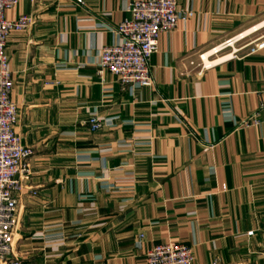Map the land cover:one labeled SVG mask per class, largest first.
<instances>
[{"label": "crops", "instance_id": "crops-1", "mask_svg": "<svg viewBox=\"0 0 264 264\" xmlns=\"http://www.w3.org/2000/svg\"><path fill=\"white\" fill-rule=\"evenodd\" d=\"M134 0H20L6 54L33 149L13 257L32 264H145L183 243L192 264H264V49L213 53L264 21V0H178L194 12L159 37L152 85L97 74ZM264 38V27L235 47ZM95 115L103 126L92 131ZM253 232L252 235L249 233Z\"/></svg>", "mask_w": 264, "mask_h": 264}, {"label": "built area", "instance_id": "built-area-1", "mask_svg": "<svg viewBox=\"0 0 264 264\" xmlns=\"http://www.w3.org/2000/svg\"><path fill=\"white\" fill-rule=\"evenodd\" d=\"M19 2L0 0V264H32L13 257L19 223L17 195L23 188V182L32 174L30 161L34 154L15 131L19 109L10 98L14 80L6 54L7 40L12 32L27 30L34 22L31 15H22L16 20L6 18L5 12ZM78 2L82 3V0ZM127 12L130 16L117 28L119 41L101 50L97 74L102 77L109 72L122 88L133 91L152 85L149 60L158 51L160 35L174 30L180 21H187L194 12L180 9L178 0H134L128 4ZM235 43L232 39L227 40L219 46L218 52L230 49L231 58H234L241 52L252 55L264 49V38L239 48ZM260 114L264 115V101L259 111L244 125L259 124ZM87 124L92 131L103 126L95 115L88 119ZM192 261V247L167 242L153 246L146 254L145 264H192Z\"/></svg>", "mask_w": 264, "mask_h": 264}, {"label": "bare ground", "instance_id": "bare-ground-1", "mask_svg": "<svg viewBox=\"0 0 264 264\" xmlns=\"http://www.w3.org/2000/svg\"><path fill=\"white\" fill-rule=\"evenodd\" d=\"M263 27H264V21H263L262 23L258 24L257 26H255L254 28H252L251 30L245 32L244 34L239 35V36H237L236 38H233V39H232V42L234 43V42H236V41H238V40H240V39H242V38H245V37H247V35H249L250 33L255 32L256 30H259L260 28H263ZM219 50H220V47H218L216 50H213V52H212L211 54L216 53V52H218Z\"/></svg>", "mask_w": 264, "mask_h": 264}, {"label": "rangeland", "instance_id": "rangeland-1", "mask_svg": "<svg viewBox=\"0 0 264 264\" xmlns=\"http://www.w3.org/2000/svg\"><path fill=\"white\" fill-rule=\"evenodd\" d=\"M227 50H229V49H227ZM224 51H226V50H224Z\"/></svg>", "mask_w": 264, "mask_h": 264}]
</instances>
